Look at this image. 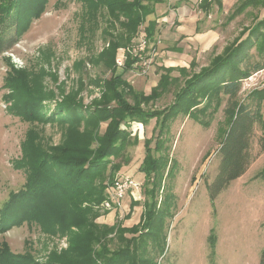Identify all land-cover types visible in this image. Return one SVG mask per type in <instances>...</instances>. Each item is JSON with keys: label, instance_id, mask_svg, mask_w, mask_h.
I'll list each match as a JSON object with an SVG mask.
<instances>
[{"label": "rangeland", "instance_id": "obj_1", "mask_svg": "<svg viewBox=\"0 0 264 264\" xmlns=\"http://www.w3.org/2000/svg\"><path fill=\"white\" fill-rule=\"evenodd\" d=\"M84 12L81 0H51L42 17L35 20L19 39L13 38V32H10L0 41V209L10 193L22 190L27 182L26 170L16 166L24 157L23 144L27 141L43 157L58 155L56 151L68 147L66 159L74 157L78 148L86 149L92 158L99 149L96 131L88 129L86 121L74 128L58 120L45 121L46 116H40L42 114H38L40 120L24 121L7 97L10 91L3 86L11 65L38 77L45 91L42 95L47 98L38 100L35 108L46 109L47 116L68 98L84 107L85 112L93 111L104 97L105 82L111 79L113 70L115 75H123L137 93L150 95L161 75L166 73L162 67H174L169 75L178 80L157 100L140 104L145 111H161L175 102L177 93L194 73L234 43L240 29L253 26V22L247 21L250 19L230 24L233 30L225 33L229 37L224 35L208 49L185 42L179 46V41L171 38L173 33H169L150 43V50L144 53L146 66L138 65L130 71L118 67L110 70L94 60L106 46L102 34L106 25L102 23L95 31L83 32L80 26ZM86 25L90 26L89 23ZM230 26L227 24L226 28ZM139 40H135V45ZM121 54L122 49L117 56ZM249 54L251 62L263 61L257 47ZM180 67L187 70L186 74ZM262 89L264 74L243 81L240 98L247 101L253 91ZM125 99L130 105L135 104L130 95L125 94ZM115 104L116 101L112 103ZM225 106L226 101H223L208 128L180 114L169 120L164 147L156 155L159 134L156 118L147 125L140 121L122 124L121 129L130 133L128 137L133 140L137 136L138 140L135 145L128 144L119 156H112L107 168L94 180L99 187H105L107 199L117 179L130 178L138 187L132 193H126L119 208L107 209L103 205L107 199L96 206L101 215L97 222L111 226L123 223L130 229L139 226L149 202L147 183H150L149 189L156 183L154 177L148 175L147 156L151 150L153 156L161 155L164 163L167 162L159 173L162 191L158 204L165 200L174 214L173 218L166 219L165 252L152 253L158 264H260L264 250V177L260 176L264 169V124L256 123L254 127L249 149L252 162L247 172L231 182L216 200L213 201L209 194V186L222 163L221 146L229 126ZM29 115L36 116L34 113ZM262 115L264 119V102ZM106 125L102 124L101 133ZM164 209L167 211L168 207L164 205ZM129 214L131 218H127ZM4 241L14 253L30 251L40 264H45L52 253H61L70 247L67 235L44 234L39 226L29 227L26 223L0 234V244ZM116 246L112 244L113 248Z\"/></svg>", "mask_w": 264, "mask_h": 264}, {"label": "trees", "instance_id": "obj_2", "mask_svg": "<svg viewBox=\"0 0 264 264\" xmlns=\"http://www.w3.org/2000/svg\"><path fill=\"white\" fill-rule=\"evenodd\" d=\"M50 1L0 0V41L10 32H13V38L19 39L35 20L42 17ZM81 1L85 12L80 30L95 31L103 24L106 25L102 34L108 47L104 46L103 52L94 59L106 68L113 70L117 67L118 51L132 49L142 32L149 43L154 41L156 21H149L143 29L142 27L147 18L155 13V4L162 3L163 0ZM262 4L264 0H246L236 13ZM86 23L90 26L87 27ZM248 31L244 40L236 39L208 65L194 73L177 93L175 102L161 111H145L140 108V104L157 100L162 92L167 91L178 80L169 75L175 70L174 67H162L166 73L161 75L150 95L137 93L123 75H115L113 70L111 79L105 82L104 97L93 111L85 112L84 107L68 98L59 104V109L47 116L46 109L35 108L38 100L47 98L42 95L45 91L38 77L11 65L3 86L10 91L7 97L12 100V107L24 121H36L39 119L38 114L46 116L45 121L58 120L60 123H69L72 128L86 121L87 128L96 131L99 149L96 156L90 158L91 154L86 149L78 148L74 151V157L66 159L68 147L56 151L58 155L43 157L31 143L27 144L28 141L23 144L24 157L16 166L26 170L27 182L22 190L10 193L8 200L2 205L0 234L26 223L29 227L39 226L44 234L54 235L58 232L62 236L67 235L70 247L61 253H52L45 264H158L152 253L165 252L166 219L174 217L170 204L165 203V200L158 204L162 191L159 185L162 177L159 173L167 164L163 161L164 157L153 156L152 151L148 150V175L153 176L156 183L151 189L150 183H147L149 202L145 205L141 223L133 229L123 226V223L111 226L97 222L101 215L96 206L102 204L107 195L104 193L105 187H99L94 179L107 168L112 156H119L128 144L135 145L137 142V136L132 140L128 137L130 133L121 129L122 124L140 121L147 125L156 118L159 130L156 155L164 147L169 120L180 114L208 128L212 116L223 101H226L225 114L229 126L221 146L222 163L218 175L209 186L210 198L216 200L231 182L241 178L252 162L249 149L254 127L256 123L264 124V89L253 91L247 101L240 98L243 81L264 70V58L263 61L251 62L249 54L251 49L257 47L259 55L264 57V18ZM138 62V58L127 52L123 70L134 69ZM180 71L184 74L187 72L184 67H180ZM125 94L132 97L134 105L126 101ZM115 101L116 104L112 105ZM40 118L43 121V117ZM105 123L106 128L101 133V126ZM260 176L264 177V169ZM164 205L168 207L167 211ZM127 218H131V214ZM112 244L117 246L113 248ZM0 264L40 263L30 251L14 253L4 241L0 244ZM260 264H264V250Z\"/></svg>", "mask_w": 264, "mask_h": 264}, {"label": "crops", "instance_id": "obj_3", "mask_svg": "<svg viewBox=\"0 0 264 264\" xmlns=\"http://www.w3.org/2000/svg\"><path fill=\"white\" fill-rule=\"evenodd\" d=\"M245 1L163 0L162 3L155 4V13L149 16V21L155 20L157 23L154 39L173 33L171 38L179 41V46L185 42L208 49L224 35L225 38L229 37L225 33L233 30L230 24L250 19L247 21L253 22L254 26L264 18V4L250 6L243 12L236 13ZM227 24L230 26L228 29ZM253 26L248 27L247 31L245 28L240 29L241 33L236 39L244 40ZM182 50L179 48L180 52Z\"/></svg>", "mask_w": 264, "mask_h": 264}, {"label": "built area", "instance_id": "obj_4", "mask_svg": "<svg viewBox=\"0 0 264 264\" xmlns=\"http://www.w3.org/2000/svg\"><path fill=\"white\" fill-rule=\"evenodd\" d=\"M150 50V43L148 42V39L145 35H142L140 37L138 45H135L130 50L122 49V54L117 56L116 58V65L118 68L122 69L126 62V56L127 52H129L133 57L138 58L139 62L136 64V67L138 65L146 66L148 64L147 59L144 57V53L146 50ZM154 53V52H153ZM264 74V70H261L255 74H253L250 78L245 79L244 81H250V79L258 78ZM138 184H136L132 179L130 178H124V179H117L113 186L110 188V192H108L109 197L104 202V206L107 209H114L119 208L121 206V202L126 195V193L130 192L132 193L134 190H137Z\"/></svg>", "mask_w": 264, "mask_h": 264}]
</instances>
